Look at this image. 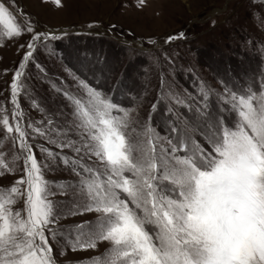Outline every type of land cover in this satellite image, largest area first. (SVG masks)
<instances>
[{
	"label": "snow or ice",
	"instance_id": "obj_1",
	"mask_svg": "<svg viewBox=\"0 0 264 264\" xmlns=\"http://www.w3.org/2000/svg\"><path fill=\"white\" fill-rule=\"evenodd\" d=\"M25 35L0 104V149H13L0 151V177H13L0 186V264H60L69 250L101 246L83 264H264V79L219 89L200 81L193 94L161 71L143 117L146 90L125 103L66 68L68 79L51 84L62 107L49 115L25 81L30 65L44 74L35 53L60 37L36 31L17 0H0V41ZM21 96L44 119L25 122ZM56 171L70 179L46 178ZM78 217L92 219L63 224Z\"/></svg>",
	"mask_w": 264,
	"mask_h": 264
},
{
	"label": "rangeland",
	"instance_id": "obj_2",
	"mask_svg": "<svg viewBox=\"0 0 264 264\" xmlns=\"http://www.w3.org/2000/svg\"><path fill=\"white\" fill-rule=\"evenodd\" d=\"M137 2L62 0L63 7L57 8L42 0H17L36 31L60 37L47 42V49L40 46L35 53V62L43 67L44 74L30 65V79L25 81L32 97L49 115L62 107L51 84L59 85L68 79L66 68L90 84L98 81L105 93L125 103L146 90L140 109L143 117H147L158 95L161 71L173 90L193 94L200 81L219 89L221 80L239 87L256 86L264 79V0H146L142 8L137 7ZM64 28L67 30L62 31ZM181 32L184 39L165 43L168 36ZM28 38L25 35L18 42L0 41V104L7 101L6 89L23 54L19 44ZM150 39L156 43H148ZM20 104L25 122L44 119V113L34 109L28 98L21 96ZM8 108L10 111L11 106ZM164 120L161 104L154 121L162 129ZM0 151L10 158L11 142L6 141ZM46 178L70 179L61 171L48 173ZM12 179L10 175L7 179L0 177V186L7 187ZM80 219L92 217L65 220L63 224L71 225ZM105 247L98 251L69 250L59 257V262L83 264L103 253Z\"/></svg>",
	"mask_w": 264,
	"mask_h": 264
},
{
	"label": "water",
	"instance_id": "obj_3",
	"mask_svg": "<svg viewBox=\"0 0 264 264\" xmlns=\"http://www.w3.org/2000/svg\"><path fill=\"white\" fill-rule=\"evenodd\" d=\"M65 30H67V29H65V28H64V30L62 29V31H65Z\"/></svg>",
	"mask_w": 264,
	"mask_h": 264
}]
</instances>
